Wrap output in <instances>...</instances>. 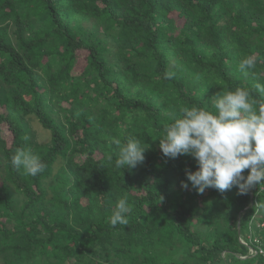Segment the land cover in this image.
<instances>
[{
  "label": "trees",
  "instance_id": "obj_1",
  "mask_svg": "<svg viewBox=\"0 0 264 264\" xmlns=\"http://www.w3.org/2000/svg\"><path fill=\"white\" fill-rule=\"evenodd\" d=\"M247 56L257 63L244 75ZM257 83L264 0H0V264L263 260L251 249L264 248V183L198 194L185 176L194 158L159 148L180 108L214 112V96L237 87L264 103ZM130 136L144 162L117 169ZM17 148L44 171L13 167ZM121 198L128 224L112 226Z\"/></svg>",
  "mask_w": 264,
  "mask_h": 264
},
{
  "label": "clouds",
  "instance_id": "obj_2",
  "mask_svg": "<svg viewBox=\"0 0 264 264\" xmlns=\"http://www.w3.org/2000/svg\"><path fill=\"white\" fill-rule=\"evenodd\" d=\"M256 63L255 57L247 56L239 63V70L247 75ZM166 75L171 78V73ZM255 87L264 94V84L257 83ZM214 108V112L198 106L180 108V115L164 127L159 148L168 159L194 158L197 167L194 171L186 169L185 176L198 194L207 188L223 192L233 186L245 194L253 186L264 183V103L253 99L248 90L237 87L215 95ZM114 143L121 142L117 139ZM147 148L142 146L140 138L130 136L120 147L114 166L135 168L144 162ZM11 164L23 168L30 176H36L46 167L31 148H17ZM245 169L246 176L242 174ZM181 187L188 189L189 184L181 181ZM131 211L128 200L119 199L110 216L111 225H127Z\"/></svg>",
  "mask_w": 264,
  "mask_h": 264
},
{
  "label": "rangeland",
  "instance_id": "obj_3",
  "mask_svg": "<svg viewBox=\"0 0 264 264\" xmlns=\"http://www.w3.org/2000/svg\"><path fill=\"white\" fill-rule=\"evenodd\" d=\"M31 129L36 133L37 139L40 142H45L49 139L50 133L48 130L44 129L41 124L35 119V117H31L30 119ZM259 216V215H258ZM242 258V257H240ZM244 260H238L237 264H263V260L259 257L253 256L252 259L250 258H242Z\"/></svg>",
  "mask_w": 264,
  "mask_h": 264
},
{
  "label": "built area",
  "instance_id": "obj_4",
  "mask_svg": "<svg viewBox=\"0 0 264 264\" xmlns=\"http://www.w3.org/2000/svg\"><path fill=\"white\" fill-rule=\"evenodd\" d=\"M243 243L247 244L243 240H241ZM254 242H257L256 248H252L251 252L257 255H260L263 258L264 261V248L259 244V240L257 238L254 239Z\"/></svg>",
  "mask_w": 264,
  "mask_h": 264
},
{
  "label": "crops",
  "instance_id": "obj_5",
  "mask_svg": "<svg viewBox=\"0 0 264 264\" xmlns=\"http://www.w3.org/2000/svg\"><path fill=\"white\" fill-rule=\"evenodd\" d=\"M244 258H248V257H244ZM264 264V263H263Z\"/></svg>",
  "mask_w": 264,
  "mask_h": 264
},
{
  "label": "water",
  "instance_id": "obj_6",
  "mask_svg": "<svg viewBox=\"0 0 264 264\" xmlns=\"http://www.w3.org/2000/svg\"><path fill=\"white\" fill-rule=\"evenodd\" d=\"M238 226H239V222H238Z\"/></svg>",
  "mask_w": 264,
  "mask_h": 264
}]
</instances>
